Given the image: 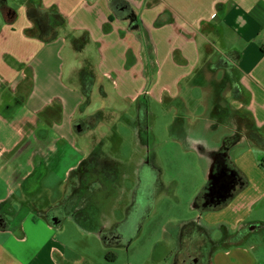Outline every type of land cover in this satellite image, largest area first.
Wrapping results in <instances>:
<instances>
[{
  "label": "crops",
  "instance_id": "1",
  "mask_svg": "<svg viewBox=\"0 0 264 264\" xmlns=\"http://www.w3.org/2000/svg\"><path fill=\"white\" fill-rule=\"evenodd\" d=\"M122 1L127 7L120 9L121 15L113 12L112 0H7L16 14L13 23L1 12L0 264H59L57 257L64 248L53 237L30 259L22 258L29 234L42 230L55 234L64 219L72 218L64 210L77 190L82 191L77 209L85 207V191L91 183L85 182V173L96 170L98 184L108 179L100 163L86 171L91 159H100L98 151L83 155L85 151L75 145L82 135L75 132V121L89 117L81 113L82 77L80 85L65 79L63 53L69 46L75 54V42L86 46L82 54L88 45L96 49L94 89L104 97L110 87L118 99L131 104L172 102L186 94H197L198 101L212 85L219 98L213 113L221 121L226 110L219 85L228 84L232 103L227 111L232 113L234 136L241 138L228 154L248 143L234 161L248 186L221 210L201 212L197 221L212 238L214 232L219 235L212 239L217 244L212 264H264V167L258 160L264 148L250 137L256 133L264 139V0ZM34 3L66 19L51 43L41 41L38 27L28 18ZM212 38L225 48L218 60ZM231 53L239 54L238 62L232 61ZM223 58L231 68L219 66ZM191 117L201 116L192 112ZM8 134L14 136L12 141L5 139ZM50 136L54 140L48 145H29ZM25 152L29 155L22 161L20 154ZM54 168L66 176L61 183L71 185L63 197L53 200L56 194L49 187L50 205L44 204L47 197L42 194L30 198L29 192L44 184V173L36 188L27 187L29 180L39 169ZM17 217L19 222L14 223ZM255 233L261 243L252 242ZM240 235L239 241L226 242Z\"/></svg>",
  "mask_w": 264,
  "mask_h": 264
},
{
  "label": "rangeland",
  "instance_id": "2",
  "mask_svg": "<svg viewBox=\"0 0 264 264\" xmlns=\"http://www.w3.org/2000/svg\"><path fill=\"white\" fill-rule=\"evenodd\" d=\"M2 20L0 11V22ZM212 43L218 60L225 48L215 38ZM87 47L85 54L82 53L86 46L75 54L71 47L65 49L67 83L80 85L83 70L96 75L97 51L93 46ZM220 86L226 110L221 121L213 113L219 98L212 91V85L198 101L197 94H186L181 96L182 100L141 101L140 104L118 99L110 87L106 88L105 97L93 88L90 106L81 113L90 117L101 112L102 122L82 133L75 145L79 151H85L81 152L83 155L98 151L100 171L107 168L105 172L113 173V177L98 184L97 171L92 169L91 183L86 186L84 196L85 207L81 209L86 210L88 216L82 219L85 223L68 218L55 234L47 230L29 234L30 242L22 249V258L30 259L53 237L64 248L63 254L57 257L59 264H196L188 252L189 244L182 250V228L188 222H198L201 215L195 207V199L210 180L214 153L210 149L222 148L224 141L234 136L232 113L227 111V104L232 103L227 94L229 86ZM143 105L146 108L142 112ZM192 112L201 117L198 120L191 117ZM81 120L84 119H76ZM89 123L93 124V119ZM11 136L8 134L5 139L12 141L14 136ZM53 137L38 138L39 143L29 145H48ZM248 147V143H243L233 149L229 154L232 161ZM28 155L27 152L20 154L21 160L26 161ZM258 160L264 165V153H258ZM41 173H44V184L38 187L36 183L41 180ZM51 173L53 176H49ZM51 177L52 181L48 180ZM65 178L55 168L39 169L27 183V187L34 185L38 189L29 190L28 195L30 198L40 194L47 197L50 187L56 194L53 200L61 199L64 190L71 186L61 183ZM51 203L47 197L44 204ZM17 222L18 217L14 223ZM213 238L218 239L219 235L214 232ZM251 240L261 241L258 233L253 234Z\"/></svg>",
  "mask_w": 264,
  "mask_h": 264
},
{
  "label": "trees",
  "instance_id": "3",
  "mask_svg": "<svg viewBox=\"0 0 264 264\" xmlns=\"http://www.w3.org/2000/svg\"><path fill=\"white\" fill-rule=\"evenodd\" d=\"M127 7V4L122 0H112L111 8L116 15L120 14V9ZM0 11L3 13L4 18L7 22L13 23L15 21V12L11 11L7 6V0H0ZM12 14V17H10ZM28 18L30 21L35 23L40 32V39L44 43H51L59 37V32L62 27L66 24V19L63 15L57 12H51L45 10L39 3H34L27 11ZM78 42H75L77 50H82L79 47ZM233 62L239 61V54H229ZM220 67L231 68L224 58L220 60ZM82 77L84 81V95L87 99L85 104L81 107V111H84L90 106V96L93 92V88L96 82V78L93 73L83 70ZM235 97H239V93L235 91ZM146 108L143 105V110ZM101 112L90 116L89 118L81 121H76L74 129L77 133L82 134L87 132L88 129L96 128L102 122ZM93 119L94 123L90 124L89 120ZM144 119V118H143ZM140 122H143L141 120ZM80 124V127H79ZM251 140L259 147L264 148V139L258 134L252 133ZM240 136L235 135L229 137L224 141V146L213 153V161L211 166L212 175L217 178L210 179L205 188L198 194L195 199V207L198 211L204 213L209 211H217L226 207L230 201L241 191L248 186L247 177L239 170L235 162L230 158L228 151L232 147L236 146L240 142ZM98 159H91L90 166L86 167V171H89V167L93 168L99 166ZM264 167V165H263ZM104 172L107 168H103ZM107 178H111L112 175L105 172ZM89 172L85 173V182L89 179ZM82 191L77 190L74 195L70 198L67 206L65 207V213L72 218L77 219L80 223H85L83 217L88 218L86 210L82 211L77 209L79 205ZM240 236L227 238L226 242L239 241ZM181 244L182 250L186 244H189L188 252L192 255V260L196 264H212L213 255L217 249V244L212 240L210 233L207 229L198 222L186 223L181 232ZM114 259L116 257L114 256Z\"/></svg>",
  "mask_w": 264,
  "mask_h": 264
},
{
  "label": "water",
  "instance_id": "4",
  "mask_svg": "<svg viewBox=\"0 0 264 264\" xmlns=\"http://www.w3.org/2000/svg\"><path fill=\"white\" fill-rule=\"evenodd\" d=\"M10 17H12V14H10ZM209 179H215L217 181V178H215L213 175H212V171H210V177Z\"/></svg>",
  "mask_w": 264,
  "mask_h": 264
}]
</instances>
